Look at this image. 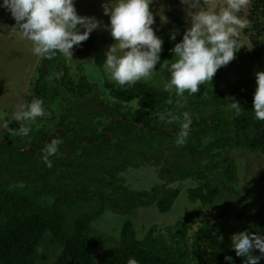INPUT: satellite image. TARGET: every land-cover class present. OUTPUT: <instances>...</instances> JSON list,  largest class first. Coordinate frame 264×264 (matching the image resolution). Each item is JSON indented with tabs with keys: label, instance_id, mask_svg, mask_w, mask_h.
<instances>
[{
	"label": "trees",
	"instance_id": "trees-1",
	"mask_svg": "<svg viewBox=\"0 0 264 264\" xmlns=\"http://www.w3.org/2000/svg\"><path fill=\"white\" fill-rule=\"evenodd\" d=\"M259 5L255 7L256 12ZM261 5L264 6V1ZM255 28L253 24L251 50L238 51L236 59L230 63L245 58L256 60L264 55V36L263 39L252 36V31L259 33ZM59 62L58 55L51 60L39 59L22 101L28 104L33 98L42 99L45 114L56 122L54 130L44 131L46 122L41 117L28 125L31 128L28 135L6 133L0 138V264H96L94 253L105 243L106 235L95 231L92 222L106 207L129 212L136 207L154 205L159 212H166L178 188L165 186L185 178L196 181L194 187L187 189L188 199L212 206L222 186L234 187L236 165L232 150L264 153V121L257 120L253 110L256 77L241 79L217 92L207 90L208 105L212 107L208 120L192 118L190 128H197L189 136L191 140L180 146L182 154L177 149L173 153L176 157H198L203 160L200 167L193 170L175 167L173 172L160 168L162 184L142 191L124 189L115 185L120 179L118 173L123 170L121 165H117L116 170L105 169L107 165L98 159V173L91 162L92 154L100 146L109 144L115 129L130 132L137 128L151 135L139 143L153 156L154 165L164 164L156 150L162 141L172 138V132H176L177 137L181 127H173L172 132L163 131L141 120L140 112H158L167 104L168 93L141 82L124 87L116 84L109 91L110 120L97 130L91 124L96 115L91 119L85 117L88 115H84L80 106L91 100L93 87L84 76H80L74 86L66 68L58 66ZM93 62L100 67L103 56L97 53ZM55 68L60 70L59 78L56 74L50 77L49 70ZM199 92L194 94L193 102L204 105ZM81 98H85L86 103L80 102ZM233 99L242 107L239 115L228 107ZM132 102L134 111L121 110L122 105ZM154 118L149 117V120ZM54 138L62 139L63 143L57 153L49 157L52 161L49 168L42 156L45 146ZM63 147H68L72 153L78 151L74 160L65 159ZM222 149L225 151L220 153ZM214 167L219 169L217 180L208 176ZM77 175L80 176L76 180ZM106 185L110 188L104 190ZM205 216L190 228L187 224L190 212L185 213L170 225L150 227L140 239L136 238L132 222L126 219L119 230L118 244L109 248L101 264H127L129 258H134L138 264H245V258L237 257L232 248L229 231L211 221L209 215ZM235 217L241 223L240 232L264 236L262 203L242 202ZM46 231L61 247L53 259L39 262L37 245Z\"/></svg>",
	"mask_w": 264,
	"mask_h": 264
},
{
	"label": "rangeland",
	"instance_id": "rangeland-1",
	"mask_svg": "<svg viewBox=\"0 0 264 264\" xmlns=\"http://www.w3.org/2000/svg\"><path fill=\"white\" fill-rule=\"evenodd\" d=\"M264 0H251L247 8L241 10L238 14L241 18L249 21V27L242 30L240 43L242 44L239 51L249 52L251 50L250 33L251 27L256 26V35L252 31V36H257L261 39L264 36V6L261 4ZM77 13L80 16L94 17L101 24L99 28L94 30L87 41L80 46H74L73 59H68L60 54L58 55V66H64L67 73L72 79V82L77 85L80 76H84L93 87L91 100L86 103L85 98H81L80 102L86 105H80L85 117L92 118V125H95L97 130L110 120L108 116V108L110 100L109 91L117 83L112 81L104 70V62L106 57L104 54L108 51L115 41L113 40L109 25L110 17L105 15L103 5L110 4L111 0H73ZM115 3V0H113ZM218 4H223V0H217ZM260 4V5H259ZM259 5V10L256 12V6ZM150 10L153 13L155 23L152 25L156 35L163 40L162 51L160 53V62L155 66L153 80L139 81L154 87L164 90V85L170 81L171 73L168 67H160L165 60H168L170 65L174 58V53L170 51L176 43L182 41L184 32L190 27V19L188 17V9L186 5L181 3V0H152ZM194 11V10H193ZM256 12V13H255ZM15 20L11 13L3 7V0H0V138L8 133L4 130L3 124L9 123V128L18 129L20 122L12 119L13 114L17 110V106L22 103L23 95L28 92V82L35 76V67L40 59L32 52V44L26 39H22L19 30L14 29ZM81 32L84 29H80ZM175 35V39L171 37ZM103 56V62L100 67L94 65L93 58L96 54ZM59 68L49 70L50 77L59 73ZM264 71V55L256 60L241 59L221 67L215 74L212 83L208 82L200 87V99L206 104L200 105L193 102L194 94L189 95L185 92V99H181L175 95V92H167V104L158 112L148 113L141 111L140 118L144 122L154 124L160 127L163 131H171L173 127H181L180 123H167V120L161 121L158 114L172 113L180 115L188 112L191 119H206L212 111V107L208 105L209 98L206 97L207 90L217 92L219 89L227 88L231 83L241 79H251L256 77L257 72ZM165 91V90H164ZM171 100V103L169 101ZM179 102V103H178ZM180 105H183L182 107ZM129 109L134 111V104L129 103L122 105L121 110ZM149 117L154 120H149ZM89 119V118H88ZM43 121L46 122L43 130L50 132L54 130L55 123L50 119L49 114H45ZM42 124V123H40ZM197 127H191L187 140L190 139L192 132ZM123 128L115 129L111 132L110 142L107 145L100 146L97 151L92 154L91 162L96 167L99 173L97 160L107 166L105 169L112 168L116 170L117 165H121V170L118 175L120 177L115 185H120L124 189L131 190H148L150 187L162 184L158 170L166 169L168 172H173L174 168H188L189 170L196 169L201 166L203 160L198 157H176L173 155L175 149L179 153H183L180 146L176 144V132H172L171 139H165L159 144V149L156 154L164 160V164L154 165L153 156L148 150L143 149L139 141L147 140L151 136L146 131H141L133 128L130 132H124ZM210 129H208L209 131ZM81 146V145H80ZM157 147V146H156ZM79 149V147H77ZM62 155L70 162L74 160V156L78 151L71 152L68 147L62 148ZM117 151L120 154H117ZM225 149L220 150V153ZM146 156H144V154ZM184 153L183 155H185ZM115 155H119V158ZM232 155L236 165L234 187L224 185L221 188V193L212 206L201 204L199 201H191L187 197V189L194 187L196 181L191 178L175 180L165 187L178 188V193L170 207L166 212H159L154 205L146 207H136L129 212L118 210L117 208L106 207L101 215L92 222V228L95 231L102 232L106 235V241L94 253V261L96 264H101L109 248L118 244V234L124 220L129 219L135 229L136 238L140 239L146 231L154 226L170 225L183 214L190 212L189 222L190 228H194L200 218L209 215L213 222H218L226 228L231 238L233 234L239 233L241 223L237 221L235 214L239 210L242 202L253 201L260 202L264 206V153H250L240 149H233ZM118 160V161H117ZM127 161V162H121ZM121 162V163H120ZM218 168H213L208 176L211 179L217 180ZM80 175H77L75 179ZM167 177V176H164ZM90 178H92L90 174ZM102 182V181H101ZM100 182V183H101ZM110 186H104V190ZM48 200V199H47ZM49 201V200H48ZM75 209V206H73ZM59 242L52 236L49 231L43 233L38 245L37 254L39 262H48L53 259L60 250ZM254 256H260L259 250L252 252ZM42 258H44L42 260ZM259 264H264V257L259 261Z\"/></svg>",
	"mask_w": 264,
	"mask_h": 264
},
{
	"label": "clouds",
	"instance_id": "clouds-1",
	"mask_svg": "<svg viewBox=\"0 0 264 264\" xmlns=\"http://www.w3.org/2000/svg\"><path fill=\"white\" fill-rule=\"evenodd\" d=\"M151 3L152 0H115V3L111 0L110 4L103 5L105 15L110 17L108 27L115 41L104 54V70L121 87L153 80L155 66L160 62L163 40L152 27L155 20ZM181 3L187 6L190 27L182 41L170 50L175 54L170 65L165 60L160 67H168L171 73L164 90L174 91L177 97L186 100L185 92L197 94L203 84L212 83L221 67L236 59L242 46L239 42L242 30L249 27V21L238 14L251 0H223V4H218L217 0H181ZM3 7L16 22L13 28L19 30L22 39L31 42L33 54L42 59L51 60L57 54L73 59L74 46L87 41L101 26L94 17L78 15L73 0H3ZM171 39L174 40L175 35ZM59 76L56 74L57 78ZM256 84L253 110L255 118L264 121V71L256 73ZM228 107L236 115L241 113L242 107L234 99ZM158 115L162 122L180 123L176 144L183 146L192 123L189 113H182V119L170 112ZM44 116L43 100L33 98L28 104H19L13 114L12 119L20 122V127L11 129L5 122L3 128L11 136H26L31 131L28 125ZM62 143V139L54 138L45 146L42 159L47 167H52L49 157L57 153ZM231 240L236 256L244 257L245 264H259L264 257V236L243 231L233 234ZM254 250H259L261 255H252ZM226 259L231 260V257ZM127 264L138 262L129 258Z\"/></svg>",
	"mask_w": 264,
	"mask_h": 264
}]
</instances>
